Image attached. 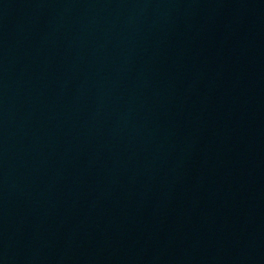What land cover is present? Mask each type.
Returning a JSON list of instances; mask_svg holds the SVG:
<instances>
[{
  "label": "water",
  "instance_id": "water-1",
  "mask_svg": "<svg viewBox=\"0 0 264 264\" xmlns=\"http://www.w3.org/2000/svg\"><path fill=\"white\" fill-rule=\"evenodd\" d=\"M0 264H264V0H0Z\"/></svg>",
  "mask_w": 264,
  "mask_h": 264
}]
</instances>
